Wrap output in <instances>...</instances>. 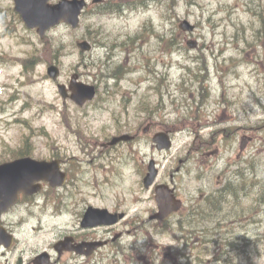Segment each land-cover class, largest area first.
<instances>
[{
  "label": "rangeland",
  "instance_id": "rangeland-1",
  "mask_svg": "<svg viewBox=\"0 0 264 264\" xmlns=\"http://www.w3.org/2000/svg\"><path fill=\"white\" fill-rule=\"evenodd\" d=\"M91 1L88 9H97ZM133 1L124 0L117 14L87 12L79 28L60 25L40 38L13 14L12 0H0V55L8 61L0 62V161L59 153L65 167L77 165L62 190L70 208L111 204L126 211L128 223L118 231L130 257L96 264H178L176 248L190 259L178 231L191 225L197 263L264 264V0ZM184 21L194 28H180ZM80 39L92 50L80 52ZM53 43L63 46L56 56ZM108 57L128 68L124 78L104 76ZM50 64L59 67L58 80L47 76ZM74 74L97 86L84 107L58 93L57 83L68 85ZM142 112L152 119L145 122ZM159 131L170 133L171 148H156ZM122 133L136 136L99 144ZM84 145L95 151L87 155ZM151 159L159 182L181 169L174 183L184 207L163 224L148 222L157 209L153 188L142 182ZM236 160L244 169L236 192L194 200L221 182L234 184ZM47 207L21 216L24 246L50 239L32 228L37 214L47 225Z\"/></svg>",
  "mask_w": 264,
  "mask_h": 264
},
{
  "label": "flooded vegetation",
  "instance_id": "flooded-vegetation-1",
  "mask_svg": "<svg viewBox=\"0 0 264 264\" xmlns=\"http://www.w3.org/2000/svg\"><path fill=\"white\" fill-rule=\"evenodd\" d=\"M99 144L104 147L108 145L101 142ZM84 146L82 148L83 151L89 150L87 149V145ZM93 150L95 151V149ZM93 150L90 149L87 155L91 154ZM50 159H57L59 161L61 171L66 174L65 184L62 187H51L49 184L43 182V188L39 193L34 195L20 194L18 203L1 216L2 225L9 233L13 234L14 240L8 248L0 246V264H40L41 261L37 259V256L40 254H46L48 264H96L97 261L116 260L118 254L124 259L129 258L130 255H127V249L126 254L120 249L121 246H124L123 240H120L123 237V231H118L119 226L128 223L126 211H123L125 217L119 223L82 226V218L89 206L106 208L113 214L122 210L116 205L91 203H84L83 205L82 203L74 204L77 207L70 208L69 203L64 200L67 193L62 192V190H66L69 186L77 165L65 167L62 158L51 156ZM47 190L49 191V195L45 197L43 202L39 201L40 198L44 197ZM84 201L82 200V202ZM44 203L48 205L46 208L47 225L43 223L40 214H37L32 228L34 233L41 234L47 232L50 239L44 240L41 245H34L29 248L28 246H24L23 242L19 239L22 233L21 220H23V217L21 216L28 211L34 210L32 207L41 208ZM110 217L107 215V218ZM182 222V220H179L180 226L184 227ZM181 231V239H183L181 240L183 241L181 246H188V241L185 238L187 236L192 237L195 234V230L191 225L186 229L181 228ZM176 249V253L180 259L181 256L187 257V252L184 253L181 250L182 247ZM189 255L190 259L192 257L196 258L191 246ZM178 264H182V262Z\"/></svg>",
  "mask_w": 264,
  "mask_h": 264
},
{
  "label": "water",
  "instance_id": "water-1",
  "mask_svg": "<svg viewBox=\"0 0 264 264\" xmlns=\"http://www.w3.org/2000/svg\"><path fill=\"white\" fill-rule=\"evenodd\" d=\"M14 10L19 13L23 22L28 28H35L36 32L43 37L47 30L58 25L61 21L76 28L79 25L80 14L85 7V0H58L55 3H49V0H13ZM185 30H192L194 27L184 21L182 26ZM77 46L82 51L90 50L91 45L87 41L77 42ZM47 73L52 79L59 75V69L55 65L47 68ZM76 77L71 80L70 89L71 98L79 105L94 96V89L79 82ZM59 93L67 96L64 85H58ZM130 137L123 135L114 138L112 143L118 140H128ZM158 148H168L170 146L169 137L166 133H157L153 138ZM158 170L153 161L148 165V172L143 178V185L149 188L155 181ZM40 180H47L52 185H60L63 177L56 173V167L53 162L37 161L30 157L14 160L0 164V214L7 207L15 203L19 192L33 194L40 189ZM155 200L158 206V212L151 218L164 219L172 211L180 206V201L172 194V190L164 184L155 187ZM104 210H89L82 224H92L103 218ZM122 216V214L120 215ZM92 220V222H91ZM113 221V220H112ZM9 238L5 235L4 229L0 226V243L6 242Z\"/></svg>",
  "mask_w": 264,
  "mask_h": 264
},
{
  "label": "trees",
  "instance_id": "trees-1",
  "mask_svg": "<svg viewBox=\"0 0 264 264\" xmlns=\"http://www.w3.org/2000/svg\"><path fill=\"white\" fill-rule=\"evenodd\" d=\"M109 4H110V6H108ZM120 4H121V2L119 0H112V1L107 2V6H104V7H110L111 10H117L119 8ZM110 8H109V10H110ZM0 18L2 19V17H0ZM138 35L139 34H136L134 37L132 36L131 40L135 39ZM52 48H53V51H54V56H56V53L58 51H60V49H63V46L62 45H56V44L53 43ZM55 49H58V50H55ZM109 59H111V58L108 57L107 59H105L103 61V66L105 68L104 69V72H105L104 74L109 76V78H114L116 80L122 78L125 75V73L127 72V68L125 67V65L122 64V63H117V62H109L108 61ZM224 185H225V187H223V188H221L219 190L217 188L215 191L207 194L204 197L205 201L208 200L212 196H222L224 194L230 193V191H232L234 189H235V192H236V188H235L236 184L235 183L232 184L231 181H226ZM204 199H203V201H204ZM227 244L230 247L233 243L228 241Z\"/></svg>",
  "mask_w": 264,
  "mask_h": 264
},
{
  "label": "bare ground",
  "instance_id": "bare-ground-1",
  "mask_svg": "<svg viewBox=\"0 0 264 264\" xmlns=\"http://www.w3.org/2000/svg\"><path fill=\"white\" fill-rule=\"evenodd\" d=\"M219 29V28H218ZM199 211V210H198ZM177 223V222H176Z\"/></svg>",
  "mask_w": 264,
  "mask_h": 264
}]
</instances>
